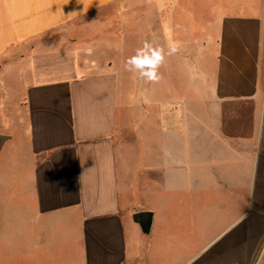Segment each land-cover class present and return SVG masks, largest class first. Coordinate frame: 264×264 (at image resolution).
I'll list each match as a JSON object with an SVG mask.
<instances>
[{"label":"crops","instance_id":"obj_1","mask_svg":"<svg viewBox=\"0 0 264 264\" xmlns=\"http://www.w3.org/2000/svg\"><path fill=\"white\" fill-rule=\"evenodd\" d=\"M193 1L0 0V264L264 261V0Z\"/></svg>","mask_w":264,"mask_h":264},{"label":"rangeland","instance_id":"obj_2","mask_svg":"<svg viewBox=\"0 0 264 264\" xmlns=\"http://www.w3.org/2000/svg\"><path fill=\"white\" fill-rule=\"evenodd\" d=\"M130 1H136V0H130ZM224 1H227V2H233V1H239V0H224ZM217 2H218V0H194L193 1V8H194V11H193V14L194 15H197L196 17L197 18H200L201 17V14L203 13V11H202V13H201V11L199 10V8L201 7H203L204 9L208 6V5H210L211 6V8H213V6L214 5H217ZM239 2H241V3H239V4H241V5H246V4H248V0H240ZM140 6V5H139ZM130 7H131V9H130V17H129V19H133V15H135V13L136 12H139V10L143 13V12H146L147 14H146V16H145V18H147L148 19V13L149 12H152L153 10L151 9L152 8V5H149V4H145L144 5V7H142L141 9H137V7H138V5L137 4H132L131 3V5H130ZM151 7V8H150ZM202 8V9H203ZM207 9V8H206ZM210 11V10H209ZM213 12H215L216 14H217V12L216 11H214V10H211L210 11V14H214ZM203 16L205 17V19H206V16H207V13H203ZM210 17L212 18V15H210ZM213 17H214V15H213ZM103 41V39L102 38H100V39H98L97 40V43H99V42H102ZM261 263H264V261H261L259 264H261Z\"/></svg>","mask_w":264,"mask_h":264},{"label":"water","instance_id":"obj_3","mask_svg":"<svg viewBox=\"0 0 264 264\" xmlns=\"http://www.w3.org/2000/svg\"><path fill=\"white\" fill-rule=\"evenodd\" d=\"M7 139V136L0 135V150ZM133 221L138 223L144 233H148L151 229L152 214L147 211L136 212L133 214Z\"/></svg>","mask_w":264,"mask_h":264}]
</instances>
